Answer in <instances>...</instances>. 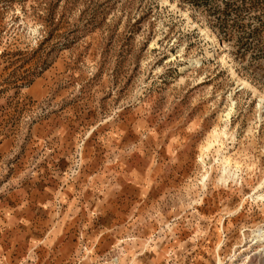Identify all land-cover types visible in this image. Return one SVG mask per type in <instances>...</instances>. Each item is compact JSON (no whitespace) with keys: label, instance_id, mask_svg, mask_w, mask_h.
I'll return each instance as SVG.
<instances>
[{"label":"rangeland","instance_id":"obj_1","mask_svg":"<svg viewBox=\"0 0 264 264\" xmlns=\"http://www.w3.org/2000/svg\"><path fill=\"white\" fill-rule=\"evenodd\" d=\"M262 196L264 0H0V264H264Z\"/></svg>","mask_w":264,"mask_h":264},{"label":"bare ground","instance_id":"obj_2","mask_svg":"<svg viewBox=\"0 0 264 264\" xmlns=\"http://www.w3.org/2000/svg\"><path fill=\"white\" fill-rule=\"evenodd\" d=\"M219 47H220V49H219L220 52L228 51V45L226 43L221 44ZM228 115H229V113L226 116L228 117ZM220 161H221V163L223 165L222 180H224V176L227 175V174H230L231 171H233V173H234L236 171L237 167L235 169H233V166L231 165V160L227 156H225L224 154L221 155V160ZM262 197L264 198V196H262ZM260 237H261V240H259L258 242H263L264 243V232L262 233V235ZM216 264H221L220 259H218Z\"/></svg>","mask_w":264,"mask_h":264}]
</instances>
